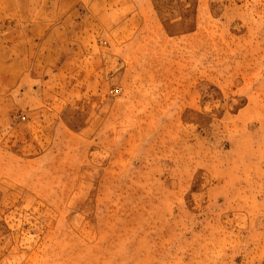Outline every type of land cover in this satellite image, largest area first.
I'll list each match as a JSON object with an SVG mask.
<instances>
[{
  "label": "rangeland",
  "instance_id": "374dc122",
  "mask_svg": "<svg viewBox=\"0 0 264 264\" xmlns=\"http://www.w3.org/2000/svg\"><path fill=\"white\" fill-rule=\"evenodd\" d=\"M0 264H264V0H0Z\"/></svg>",
  "mask_w": 264,
  "mask_h": 264
},
{
  "label": "crops",
  "instance_id": "0c3cea01",
  "mask_svg": "<svg viewBox=\"0 0 264 264\" xmlns=\"http://www.w3.org/2000/svg\"><path fill=\"white\" fill-rule=\"evenodd\" d=\"M77 5H78V7H80L81 6V2L80 1H77Z\"/></svg>",
  "mask_w": 264,
  "mask_h": 264
}]
</instances>
